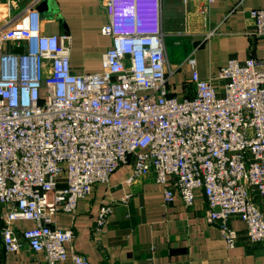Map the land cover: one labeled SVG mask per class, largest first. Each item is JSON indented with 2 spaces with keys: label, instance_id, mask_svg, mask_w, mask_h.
<instances>
[{
  "label": "built area",
  "instance_id": "obj_1",
  "mask_svg": "<svg viewBox=\"0 0 264 264\" xmlns=\"http://www.w3.org/2000/svg\"><path fill=\"white\" fill-rule=\"evenodd\" d=\"M189 0H183L187 4ZM214 3L216 0H206ZM245 0H240L241 6ZM163 0H101L108 14L102 34L111 47L102 70H72V35H47L36 4L16 24L0 25V245L6 253L43 254L48 264H91L68 249L73 228L56 227L74 215L122 166L131 184L152 179L164 203L190 208L203 192L207 217L227 247L246 224L249 242L264 247V59L231 58L202 79L194 59L176 92L163 28ZM205 19L207 8L201 9ZM250 36L264 41V9H252ZM215 34L205 33L204 42ZM23 48L22 54L14 49ZM101 207L100 230L118 205ZM31 222L19 231L15 223Z\"/></svg>",
  "mask_w": 264,
  "mask_h": 264
},
{
  "label": "crops",
  "instance_id": "obj_2",
  "mask_svg": "<svg viewBox=\"0 0 264 264\" xmlns=\"http://www.w3.org/2000/svg\"><path fill=\"white\" fill-rule=\"evenodd\" d=\"M163 0V28L169 35V64L175 75L170 83L179 93L190 76L184 64L196 49L194 59L202 79L215 77L228 60L264 59V41L250 36L254 24L252 9H264V0ZM36 4L47 35H72V70L82 75L102 70V56L111 47L102 34L108 14L101 0H0V25L16 24L29 6ZM207 8L206 28L201 9ZM215 35L204 42L205 33ZM131 165L119 168L106 184L98 185L93 195L79 202L74 215H60L56 227L73 228L75 239L68 247L85 256L91 264H264V247L248 240L246 224L238 218L228 225L239 234L236 248L222 239L218 224L207 217L202 191L195 193L194 205L181 200L167 206L164 187L152 179L138 178L131 184ZM130 196L127 205L115 208L107 223L98 230L101 207ZM264 212V197H257ZM19 231L33 227L31 222L15 223ZM0 264H48L43 254L25 250L6 253L0 245ZM74 264L69 256L65 262Z\"/></svg>",
  "mask_w": 264,
  "mask_h": 264
},
{
  "label": "water",
  "instance_id": "obj_3",
  "mask_svg": "<svg viewBox=\"0 0 264 264\" xmlns=\"http://www.w3.org/2000/svg\"><path fill=\"white\" fill-rule=\"evenodd\" d=\"M13 52L17 53V54H22L23 53V48H16V49H14Z\"/></svg>",
  "mask_w": 264,
  "mask_h": 264
}]
</instances>
